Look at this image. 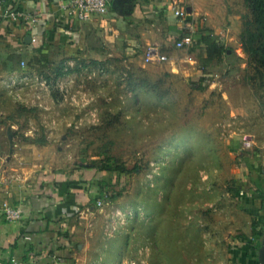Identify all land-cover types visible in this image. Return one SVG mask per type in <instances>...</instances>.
I'll return each instance as SVG.
<instances>
[{
	"label": "rangeland",
	"instance_id": "374dc122",
	"mask_svg": "<svg viewBox=\"0 0 264 264\" xmlns=\"http://www.w3.org/2000/svg\"><path fill=\"white\" fill-rule=\"evenodd\" d=\"M182 1L201 31L185 49L163 36L168 63L146 64L145 52L57 71L30 63L40 87L60 76L62 105L25 114L23 134L94 171L106 195L78 215L70 264H261L264 67L245 49L252 11L247 0Z\"/></svg>",
	"mask_w": 264,
	"mask_h": 264
},
{
	"label": "crops",
	"instance_id": "0c3cea01",
	"mask_svg": "<svg viewBox=\"0 0 264 264\" xmlns=\"http://www.w3.org/2000/svg\"><path fill=\"white\" fill-rule=\"evenodd\" d=\"M173 1L108 0L106 15L79 22L68 17V0H0V205L23 209L20 221L0 217V264H70L78 215L86 206L96 211L90 198L99 188L98 175L74 169L51 146L23 134L25 114L62 105L51 88L60 76L47 77L53 84L40 87L30 63L45 71L78 62L132 63L150 45L166 43L163 36L176 41L181 36L178 19L165 8ZM12 12L31 18L16 22ZM57 118L61 122L60 114Z\"/></svg>",
	"mask_w": 264,
	"mask_h": 264
},
{
	"label": "built area",
	"instance_id": "2783aa9c",
	"mask_svg": "<svg viewBox=\"0 0 264 264\" xmlns=\"http://www.w3.org/2000/svg\"><path fill=\"white\" fill-rule=\"evenodd\" d=\"M68 17L73 18L79 22H86L94 16H104L109 11L108 0H68L64 7ZM173 15L178 19L181 36L176 41L177 49H185L192 45L195 36L198 34V28L194 20L190 17L189 12L183 5L182 0H174L170 6ZM13 21L22 22L30 20V16L24 13H10ZM144 61L146 64L151 63H168L170 57L163 53L157 45H150L144 54ZM25 66V63H22ZM95 199V208L102 209L104 206V198L100 195V190H96L93 194ZM0 217L7 222L13 223L20 221L23 217V209L18 206H13L9 203L0 205Z\"/></svg>",
	"mask_w": 264,
	"mask_h": 264
},
{
	"label": "trees",
	"instance_id": "16d2710c",
	"mask_svg": "<svg viewBox=\"0 0 264 264\" xmlns=\"http://www.w3.org/2000/svg\"><path fill=\"white\" fill-rule=\"evenodd\" d=\"M247 2L251 8L254 22L252 23L253 29L248 31V39L245 41V49L253 57L257 58L261 66L264 67V0H247ZM203 81L204 79H200L199 81L200 88L202 87ZM99 173L101 174L102 172ZM97 186L101 189V197L104 198L106 195H104L105 192H103L101 188L102 183H99ZM92 198H90V201L94 204V196Z\"/></svg>",
	"mask_w": 264,
	"mask_h": 264
},
{
	"label": "water",
	"instance_id": "95a60500",
	"mask_svg": "<svg viewBox=\"0 0 264 264\" xmlns=\"http://www.w3.org/2000/svg\"><path fill=\"white\" fill-rule=\"evenodd\" d=\"M31 39V38H30ZM260 263L261 264H264V249L262 250V252H261V255H260Z\"/></svg>",
	"mask_w": 264,
	"mask_h": 264
}]
</instances>
